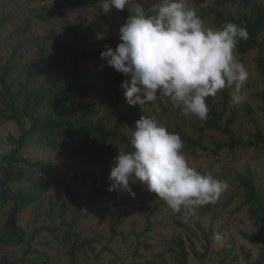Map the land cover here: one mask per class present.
<instances>
[{"label": "rangeland", "instance_id": "1", "mask_svg": "<svg viewBox=\"0 0 264 264\" xmlns=\"http://www.w3.org/2000/svg\"><path fill=\"white\" fill-rule=\"evenodd\" d=\"M91 1L81 0V7L71 8L69 0H0V75L7 67L6 82L13 92L22 93L25 87L35 91L50 89L55 75H59V90H49L50 95L35 113L41 119L68 115L70 107L60 114L61 108L53 96L62 98L69 80L81 75L92 82L93 90L86 99L87 105L96 111L92 125L112 128L114 69L106 65L100 53L105 45L114 49L120 42L119 28L124 21L119 10L104 12L103 0H94V5H90ZM212 1L187 0V3L199 12ZM158 4L159 0H129V13L137 7L154 13ZM226 10L249 13L238 3L229 4ZM203 21L205 26L213 27L212 18ZM237 56L249 72L242 89L246 100L233 104V88L226 87L228 99L223 101L219 91L213 103L221 113L220 124L223 126L233 117L231 130L235 139L249 141L255 139L256 131L264 137V81L257 69V49ZM31 68L42 73L28 79ZM23 103L20 99L18 105L22 107ZM3 108L0 96V111ZM122 110L129 112V118L120 132L129 140L135 121L144 115L169 131L198 141L205 149L187 147L184 143L190 166L227 181V191L216 203L197 207L184 222L182 213H173L139 182L131 184L134 197L119 187L108 191L113 183L109 173L114 157L120 151L131 150L120 137L102 144L96 134L70 135L66 141L74 145L71 147L63 145L61 139L53 142L39 130L20 144L21 124L0 118V182L5 177L3 159L15 149L18 163L9 168L12 179L8 186L11 192L20 189L34 192L31 202L17 214L16 223L23 229L25 241L14 246L0 245V257L5 255L10 264H72L70 246L86 240L99 256L97 264H149L161 255L165 264H178L175 242L181 239L188 252L187 264L255 262L261 246L248 237H264V222L251 219L247 206H241L243 189L235 177L249 168L256 187L264 192V145L219 148L218 144L227 143L229 136L203 129L205 120L184 116L163 95L141 107L124 102ZM21 121L29 129L28 118L23 116ZM94 187L101 197L93 202L94 207L85 210V200H93ZM14 203L13 199L0 200V236L7 234L9 211ZM215 234L220 238L216 239ZM89 254L86 246L75 255L76 263L93 264Z\"/></svg>", "mask_w": 264, "mask_h": 264}, {"label": "clouds", "instance_id": "2", "mask_svg": "<svg viewBox=\"0 0 264 264\" xmlns=\"http://www.w3.org/2000/svg\"><path fill=\"white\" fill-rule=\"evenodd\" d=\"M128 3L103 0L102 8L124 10ZM248 36L246 27L233 22L219 29L205 26L187 0H159L154 13L135 8L119 28L120 42L114 49L105 45L100 58L127 77L120 88L129 106L154 103L163 95L184 116L204 121L206 99L226 87L233 88V104L246 100L242 89L249 72L236 49ZM130 145L113 159L110 192L119 187L134 197L131 184L139 182L187 222L197 207L216 203L229 187L190 166L181 136L154 118L142 115L135 121Z\"/></svg>", "mask_w": 264, "mask_h": 264}, {"label": "trees", "instance_id": "3", "mask_svg": "<svg viewBox=\"0 0 264 264\" xmlns=\"http://www.w3.org/2000/svg\"><path fill=\"white\" fill-rule=\"evenodd\" d=\"M238 3L240 8L248 9L249 13L243 12H227L226 8L229 4ZM71 8H78L82 6L81 0H69ZM95 2L92 0L90 5H94ZM147 13L146 8H144ZM101 11V9H99ZM120 18L125 22L126 18L130 15L129 5L127 4L124 10H119ZM202 20L207 18H212L213 29L221 28L226 22H233L240 26L246 27L248 31V39L239 42L236 53L239 55L245 54L252 49H257V69L259 71L260 77L264 81V35L262 39L259 36L264 34V3L259 0H213L211 5L201 9L197 12ZM73 30L72 26H69ZM78 42L80 39L78 38ZM42 71H38L37 68H31L28 70V79L35 78ZM7 67H4L0 75V83L2 86V91L0 96L3 100L4 108L0 111V118L6 121H15L21 124L22 134L20 136V144H22L25 138L35 133L36 131H41L51 138L53 142H57L61 139L63 145L67 146L70 144L74 147L71 142L67 143V138L70 135H79L81 133L96 134L98 140L102 144H106L109 139L120 137V139L126 143L127 147H131L130 140L125 137L121 132L120 128L123 123L128 120L129 112H123L122 106L125 102L123 91L120 88V84L127 77L123 76L121 73L114 70L113 76L111 78V88L113 90V115H114V125L112 128H107L103 124L92 125V117L96 114L93 107L87 105L86 99L88 95L92 92V82L89 80L82 79L81 75H75L67 84V90L62 98H58L55 94L53 96V101L58 104L61 108L60 114L65 111L67 106L70 107V111L66 117L59 116L57 119L46 118L41 119L36 116V111L41 107L42 102L50 95L51 89L59 90L61 78L58 74L55 75L54 83L49 87L50 89H37L30 90V88L25 87L22 91L18 90L13 92L9 83L6 82ZM221 95L223 101L228 99V94L225 89L221 90ZM213 97L210 96L206 99V103L209 107V113L207 119L204 121L205 125L203 129H214L230 137L227 143H219L218 147L227 146L230 149H234L237 146L240 147H257L259 144L264 145V137L260 131H256L254 134L255 139L249 141L237 140L231 130V125L233 124V117H229L225 124L222 126L221 113L217 110L216 104L213 103ZM20 99L24 100L23 106L20 107L18 102ZM264 101V95H263ZM26 116L30 121L31 125L29 129H26L22 124V117ZM187 147H200L205 149L198 141L190 139L187 135L178 133ZM18 158L15 154V149L12 151L10 157L3 159L4 174L5 177L0 182V200L13 199L15 203L9 211V218L7 221V234L0 236V245L2 246H14L22 244L25 241V233L23 229L17 225V214L18 212L26 207L31 202V195L34 192H25L20 189L16 192H11L8 183L12 179L9 174V168H13L18 162ZM236 180L238 181L240 187L243 189L241 206H247V212L249 217L255 221L264 222V192L256 187L253 179H251V170L249 168L245 169L242 173H237ZM76 194V193H73ZM93 200H85V210L90 207H94L93 202L98 200L101 195L100 192L94 187L92 191ZM248 239L254 244H259L261 246L259 254L255 262L251 264H264V237L260 236H249ZM87 246L90 251V257L93 259L92 263L97 264L98 254L93 253V248L90 241L82 240L79 243H74L70 246L68 252L71 257V263H76L75 255L84 251ZM177 257L175 260L178 264H187L188 252L183 245V241L180 239L175 242ZM165 264L163 261V255L158 259L148 262L149 264ZM0 264H10L8 258L3 255L0 257ZM23 264V263H21ZM32 264H36L35 262Z\"/></svg>", "mask_w": 264, "mask_h": 264}]
</instances>
